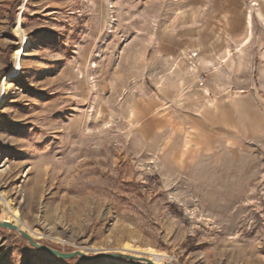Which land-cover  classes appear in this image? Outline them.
Listing matches in <instances>:
<instances>
[{
	"label": "rangeland",
	"instance_id": "obj_1",
	"mask_svg": "<svg viewBox=\"0 0 264 264\" xmlns=\"http://www.w3.org/2000/svg\"><path fill=\"white\" fill-rule=\"evenodd\" d=\"M181 3L0 0L2 220L63 253L264 264V0H239L248 44ZM0 264L145 263L0 228Z\"/></svg>",
	"mask_w": 264,
	"mask_h": 264
},
{
	"label": "crops",
	"instance_id": "obj_2",
	"mask_svg": "<svg viewBox=\"0 0 264 264\" xmlns=\"http://www.w3.org/2000/svg\"><path fill=\"white\" fill-rule=\"evenodd\" d=\"M181 2L182 11L178 12L181 14L185 13L189 16L188 18L191 19L190 25H192L191 31H193L192 34L196 37L201 36L204 32L200 26H196L198 20L203 17L217 19V22H220L219 18H227V20L224 21V24L228 30L231 28L234 29L238 17L240 22L238 29L241 33L239 36L241 37L242 42H246L245 44H248L251 39L248 29L251 22L255 19L258 23L263 21V14L261 12L262 8L257 6V8H253L251 10L254 17L252 16V18H247L244 24L240 18L242 15L239 13L238 9L239 0H181ZM233 29L231 32L234 31Z\"/></svg>",
	"mask_w": 264,
	"mask_h": 264
},
{
	"label": "water",
	"instance_id": "obj_3",
	"mask_svg": "<svg viewBox=\"0 0 264 264\" xmlns=\"http://www.w3.org/2000/svg\"><path fill=\"white\" fill-rule=\"evenodd\" d=\"M0 213H1V208H0ZM0 228L18 233L30 247H33L34 249L38 250L41 253H45L49 256L57 258L58 260L60 259L63 261H67V260H72L74 258H80L82 261H85L88 263L89 262H102L104 260H118V261L127 260V261L137 262V263L154 264V262L151 259H147V258L136 256V255L132 256V255H128L125 253H119V254L104 253L101 255L87 256L82 251H74V253H63L59 250L56 251L45 245H40L32 238V236L29 233L24 232L14 223L1 222V218H0Z\"/></svg>",
	"mask_w": 264,
	"mask_h": 264
},
{
	"label": "bare ground",
	"instance_id": "obj_4",
	"mask_svg": "<svg viewBox=\"0 0 264 264\" xmlns=\"http://www.w3.org/2000/svg\"><path fill=\"white\" fill-rule=\"evenodd\" d=\"M21 54V51L20 50H17V52H16V54H15V58H17L19 55ZM7 78H5L2 82V85L3 86H5L6 85V83H7ZM1 222H8V221H6V220H2L1 219ZM125 250L126 251H129V252H131V251H134V249L132 248V246L131 245H125ZM146 264V263H145Z\"/></svg>",
	"mask_w": 264,
	"mask_h": 264
}]
</instances>
